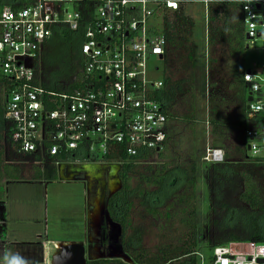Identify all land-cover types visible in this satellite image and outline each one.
Wrapping results in <instances>:
<instances>
[{
  "label": "built area",
  "instance_id": "built-area-1",
  "mask_svg": "<svg viewBox=\"0 0 264 264\" xmlns=\"http://www.w3.org/2000/svg\"><path fill=\"white\" fill-rule=\"evenodd\" d=\"M234 3L245 41L263 43L260 69L241 75L252 99L245 105L251 117L244 139L247 158L254 160L264 158V0ZM178 6L169 0H24L0 7V81L11 144L55 168L121 167L122 156L161 152L167 117L154 96L162 82L153 61L165 60L163 16ZM59 25L82 38V87L72 94L35 86L42 47ZM202 160L221 163L223 152L207 148ZM212 258V264H258L264 245L230 243L214 248Z\"/></svg>",
  "mask_w": 264,
  "mask_h": 264
},
{
  "label": "rangeland",
  "instance_id": "rangeland-1",
  "mask_svg": "<svg viewBox=\"0 0 264 264\" xmlns=\"http://www.w3.org/2000/svg\"><path fill=\"white\" fill-rule=\"evenodd\" d=\"M169 1L178 3L179 10L186 16L185 18L191 21V25H184L179 30L175 45L170 46L168 51H166L164 62L154 60L153 66L158 69V79H162L164 76L171 83L181 79L192 82L194 102L192 106L184 103L177 109L180 120L171 122V127L175 130V134L161 151L162 159L153 156L145 162L138 163L130 175V188L139 193L132 200L129 226L124 236V243L131 240L133 243H139V247L134 251L122 252L126 261L123 259H111L109 258L110 256L95 258L91 253L87 257V264L101 261L98 259L120 261L122 264H151L155 261L163 263L166 259L179 257L187 249H191L188 239L192 238L193 234L191 235L192 231L188 226L187 217L179 210L184 205H174L173 210L170 211L165 210L164 207L157 208L155 209L156 216H150L142 204L141 197L144 191L153 192L155 190V187L145 186L144 184L145 178L150 177L152 172H159L162 167L167 169L179 167L189 174L192 165L194 167L193 175L196 179L195 200L192 203L196 210L197 231L199 238L202 240L201 242L197 241L193 249L195 254L200 257L198 264H209L208 257L210 253L207 251L206 245L209 223V192L207 188V166L202 159L204 151L207 148H211L213 141L219 135L215 134L207 123L208 118L211 116L209 101L211 100V95L217 96L219 99L220 97L223 98L225 105L222 110L227 117V121L231 122L237 118L239 115V103L234 99L235 91L228 88L236 84L235 81L238 80L241 66L242 70L258 71L260 69L263 43L261 39H257L255 42L246 41L242 56L231 57L226 41L228 39L227 30L228 25L237 24L236 18H238L239 14L237 6L234 9L228 8L227 15L230 17L228 22L224 21L225 19H222L219 15L216 21L210 24L207 17L209 0ZM171 13V11H167L169 16ZM247 101L251 103L252 99L249 97ZM250 117L246 114L244 122H248ZM238 136L239 133L231 135L223 145L227 151L228 160L233 162L242 161L239 154L234 150ZM11 166L20 171V177L23 181L31 179L37 171L36 169H40L39 171L41 172L44 171L42 170L44 169L43 163L20 162ZM57 180L56 175L55 181ZM51 182L53 181H46L44 186L42 184L33 190L27 185L21 187L19 185L21 183L10 186V193H13V191L18 193L21 188L19 194L21 199L27 200L28 197L31 198L32 203L29 208L36 214V206L40 204L39 214L41 217L44 216L46 211H49L48 217H50V210L45 211L42 203L48 205L53 202L57 205L56 209L53 210L56 218L52 217L51 221L57 224L56 227L58 229L51 233L49 232L50 238L45 237L48 250L46 249V256H42V264H51V257L62 246L81 244L84 247L88 243V249L92 252L97 243V238H95L97 233H94L92 223H94L93 221L95 223L98 222V217L95 213H90L87 206V197L90 203V192H85L84 184L80 181H78L79 183ZM3 183L1 184L2 186ZM89 185L90 188H93L91 190L92 194L96 191L94 189H96L97 184L90 179ZM43 189H46V194ZM187 195L188 192L185 196L187 197ZM87 212L96 216L94 220L91 218L93 221L90 220L88 223ZM30 217L32 218H29L30 220L39 225L40 219H36V216ZM89 223L91 227L88 230ZM8 226L0 228V240L3 239L5 243L11 242L15 245L11 241V234L9 235L11 230L7 231ZM89 239L92 243H89ZM28 245L32 246L30 241ZM119 247L121 248V246ZM25 248H21L22 252L28 249V254H31L30 247ZM165 252L167 253L166 257L163 256ZM39 256L38 258L40 259ZM183 259L182 257L181 260Z\"/></svg>",
  "mask_w": 264,
  "mask_h": 264
},
{
  "label": "trees",
  "instance_id": "trees-1",
  "mask_svg": "<svg viewBox=\"0 0 264 264\" xmlns=\"http://www.w3.org/2000/svg\"><path fill=\"white\" fill-rule=\"evenodd\" d=\"M236 0H209L207 5L208 22L216 21L221 16L224 21L230 20L227 15L228 8L238 7L239 14L237 24L228 25L227 46L231 57H241L245 48L243 36V23L240 6L234 3ZM24 0H0V7L21 6ZM180 8L170 16L165 12L163 16V37L167 43V50L175 45L179 30L184 25H191V21L185 18ZM224 24V23H223ZM225 25V24H224ZM227 26V25H225ZM82 38L79 32H70L65 26L59 25L52 28L51 37L45 42L35 67V86L48 92L72 94L82 87L80 81L83 80L82 61L79 48ZM238 80L235 85L228 89L235 91L234 99L239 103V115L231 122L227 121L222 108L225 100L211 95L209 104L211 106V116L208 118V125L212 131L218 135L213 141L211 149H219L223 152L224 160L217 164H206L207 188L209 192L208 200V235L206 240L207 251L210 253L208 263L212 264V251L216 247L226 246L230 243H253L264 245V158L250 160L246 155V141L244 131L249 128V123L244 122L246 113L248 90L242 82V69L240 68ZM162 88L154 94L155 99L161 103L167 117V135L163 148L169 143L170 138L175 134L171 127V122H178L179 113L177 109L184 103L192 106L194 94L192 82L178 80L173 83L164 76L161 79ZM0 81V185L3 183H17L21 181L20 171L11 166L15 163H41V160L33 155H24L11 144L10 124L4 119V96ZM219 100H218V99ZM192 108V107H191ZM239 133L237 145L234 150L239 154L242 161L233 162L228 160V154L223 147L229 137ZM162 148V150H163ZM161 150V151H162ZM162 159L161 152L148 153L136 158H121V170L119 179L122 184L121 190L111 197L108 203V213L110 218L118 223L123 230V236L129 226V215L132 209V200L136 191L130 188V175L138 163L145 162L151 157ZM43 172L34 173L33 180L44 181L56 180V168L44 162ZM187 171L182 168L167 169L160 168L159 172H152L150 177L145 178V186L155 187L153 192L144 191L141 197L147 214L156 216L157 208L164 207L165 210H173V206H182L181 213L185 214L188 226L191 229L192 238L188 239L191 249H187L176 258L166 259L165 262L157 261L151 264H198L200 257L195 254L194 247L199 238L195 216L196 210L193 207L195 200V183L193 175L194 167ZM188 192L187 197L185 196ZM185 212V213H184ZM139 243L131 240L124 244L125 250H135ZM130 252V251H129ZM166 257L167 253H163ZM182 257L184 258L183 260ZM142 262V261H141ZM88 264H122L120 261L101 260ZM142 264V263H140Z\"/></svg>",
  "mask_w": 264,
  "mask_h": 264
},
{
  "label": "crops",
  "instance_id": "crops-1",
  "mask_svg": "<svg viewBox=\"0 0 264 264\" xmlns=\"http://www.w3.org/2000/svg\"><path fill=\"white\" fill-rule=\"evenodd\" d=\"M241 69H242V66H241ZM243 71L244 70H242V72ZM56 175H57V172H56ZM60 176L62 178V181L57 180L59 183H79L78 181L72 180L69 178V176L71 175L68 170L61 171ZM55 182L53 181L51 183H55ZM12 184L13 185L19 184L21 185V187H24V185H27V187L33 190L35 187H40L42 184L44 186L46 184V181H44L43 179L35 181L33 180V177H32L29 180H24V181L21 180L17 183H13V182L3 183V186L0 185V228L1 227L5 228L7 225H9L8 226L9 228L7 231L9 232V230H11L9 235L11 234L10 235L12 239L11 241L15 243L14 245L11 242L5 243L3 239L0 240V264H2V262H4V264H11L13 256L21 257L24 261V264H42L43 263L42 256H46L47 254L46 249L48 248L45 243L46 242L45 237L50 238L49 234L52 231H55L58 229L56 227L57 224H54V222L51 221L52 217L56 218L53 210L56 209L55 207H57V205L53 202L48 205H46L45 203H42L43 209L45 211L50 210V217H48L49 211H46L47 216H46V212H44V216L41 217L39 214V208L41 205L38 204V206H36L37 207V214H36L34 211H32L29 208L31 207L30 204L32 203L31 198L28 197L27 200H23V198L21 199V196L19 195L21 188L19 189L18 193L15 191H13V193H10V186ZM43 190L45 193L46 189H43ZM35 205H36V202H35ZM30 216H36L37 217L36 219H40L39 225H36V223L33 222V220H30L29 219L31 218ZM50 221H51V224H50ZM28 236H31V237H28ZM29 241L31 242L32 246L28 245ZM25 247L27 248L30 247L31 254H28V249L25 250V252H22L21 248H25ZM12 248H15V249H12ZM38 255H40L39 256L40 259L38 258Z\"/></svg>",
  "mask_w": 264,
  "mask_h": 264
},
{
  "label": "flooded vegetation",
  "instance_id": "flooded-vegetation-1",
  "mask_svg": "<svg viewBox=\"0 0 264 264\" xmlns=\"http://www.w3.org/2000/svg\"><path fill=\"white\" fill-rule=\"evenodd\" d=\"M120 172V171H119ZM85 176L83 174H73V180L80 181L85 186V192H90V203L89 198L87 206L89 207L90 213H95L98 217V222L92 223V229L94 230V233H97V243L96 247L90 251L88 249V243L84 246L85 250V259L87 260V257L92 253L95 258H101L103 256H113L114 254V248H117L121 246L120 250L121 253L124 251L126 252L124 248V236H123V230L122 227L114 222L108 213V203L112 196H114L116 193H118L121 188L122 184L119 190L115 191L114 193H111V184L113 182L112 179H108L107 174H104L102 177H94L92 176V180L97 184L96 190L94 195L91 194L92 187H87V182L85 181ZM119 178V173H118ZM120 180V179H119ZM121 182V181H120ZM90 189V190H89ZM87 192V194H88ZM88 213V212H87ZM107 215V218H106ZM107 220L110 221V224L107 223ZM116 225L120 227L119 232L117 233ZM90 223L88 224V230L90 229ZM89 243H92L89 239ZM88 249V250H87ZM102 260V259H98Z\"/></svg>",
  "mask_w": 264,
  "mask_h": 264
},
{
  "label": "water",
  "instance_id": "water-1",
  "mask_svg": "<svg viewBox=\"0 0 264 264\" xmlns=\"http://www.w3.org/2000/svg\"><path fill=\"white\" fill-rule=\"evenodd\" d=\"M258 8V6L256 7ZM247 40V38H245ZM30 67V66H28ZM248 110V107H246ZM248 150V147L246 148ZM68 170L70 175L69 178L73 180V174H83L86 178L87 187L89 185V181L94 177H102L104 174H107L108 179L113 178V182L111 184V193L119 190L121 187V182L118 178V173L121 170L119 165H106V164H81V165H59L56 168L57 178L59 181H62L61 171ZM92 180V179H91ZM96 217L95 215H91L87 213V223L92 220L91 218ZM107 218V215H106ZM92 220V221H93ZM95 223V221H93ZM107 223L110 224V221L107 220ZM111 225V224H110ZM88 228V227H87ZM117 233H120V227L116 225ZM111 259H123L126 261V258L122 255L121 250L117 247L114 248L113 256H110ZM258 264L264 263V260H258ZM51 264H87L85 259V250L81 244H73L68 246H62L59 248L58 252L51 257Z\"/></svg>",
  "mask_w": 264,
  "mask_h": 264
},
{
  "label": "clouds",
  "instance_id": "clouds-1",
  "mask_svg": "<svg viewBox=\"0 0 264 264\" xmlns=\"http://www.w3.org/2000/svg\"><path fill=\"white\" fill-rule=\"evenodd\" d=\"M11 264H24V261L19 256H13Z\"/></svg>",
  "mask_w": 264,
  "mask_h": 264
}]
</instances>
